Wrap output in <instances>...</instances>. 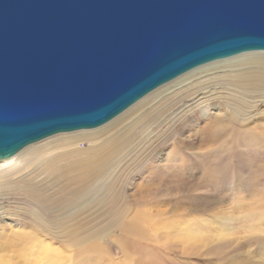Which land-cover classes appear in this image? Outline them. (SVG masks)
Segmentation results:
<instances>
[{
	"label": "water",
	"instance_id": "obj_1",
	"mask_svg": "<svg viewBox=\"0 0 264 264\" xmlns=\"http://www.w3.org/2000/svg\"><path fill=\"white\" fill-rule=\"evenodd\" d=\"M264 52V0H0V161Z\"/></svg>",
	"mask_w": 264,
	"mask_h": 264
},
{
	"label": "bare ground",
	"instance_id": "obj_2",
	"mask_svg": "<svg viewBox=\"0 0 264 264\" xmlns=\"http://www.w3.org/2000/svg\"><path fill=\"white\" fill-rule=\"evenodd\" d=\"M216 100L219 103L206 111L197 108L209 101L216 104ZM170 101L171 105L179 102L185 105L164 119L156 107L167 108ZM256 103L264 105V52L245 53L201 66L154 90L101 127L55 135L25 147L0 165V214L7 215L2 218L7 221H0L2 248L15 260L13 264H31L45 255L48 260L53 256L55 263L54 248L41 239L45 236L57 243L70 241L75 254L84 257L83 264L92 259L100 262L107 252L102 240L107 232L122 250L121 258L133 264V244L148 238L149 231L156 229L153 224L164 214L163 210L147 209L152 195L162 186L170 189L183 187L185 183L165 178L155 188L122 195L115 182L123 168L143 157L145 162H152L151 157L147 160L151 154L147 151L160 138L163 124L189 115L194 118L197 134H208L214 139L224 135V130L238 127L253 140H261L264 110H257ZM196 110H201L199 118ZM202 120L205 122L199 127ZM168 158L159 164L166 167ZM153 173L148 174L155 176ZM45 193L65 199V206L32 212L19 200L41 199ZM12 200L18 205H9ZM198 207V203H192L188 210ZM183 211L187 212V208ZM103 223L107 225L101 231L95 229L94 224ZM117 226L118 234L113 236L116 232L113 228ZM130 241L127 247L126 242Z\"/></svg>",
	"mask_w": 264,
	"mask_h": 264
},
{
	"label": "rangeland",
	"instance_id": "obj_3",
	"mask_svg": "<svg viewBox=\"0 0 264 264\" xmlns=\"http://www.w3.org/2000/svg\"><path fill=\"white\" fill-rule=\"evenodd\" d=\"M219 100H216V104L209 101L197 108L206 111L207 107L217 105ZM168 103L170 105L167 108L156 107L158 112L163 113L164 119L185 105L184 102ZM256 105L257 110H264V105ZM201 110H196L198 118L202 114ZM185 118L170 120V124L166 122L160 128V138L147 151H151L147 160L151 157L154 163L145 162L144 157L136 163H130L123 168L115 182V188L122 195L147 187L155 188L165 178L185 183L183 187L174 186L170 189L162 186L152 195L147 209L163 210L164 214L153 224L152 227L156 228L154 233L149 231L148 238L133 244V264H264V232L260 230H264V138L255 141L243 129L235 127L224 130L225 136L222 134L213 139L208 134L195 132L192 116ZM204 122L200 121L199 127ZM167 157L168 166H161L159 163ZM200 165L205 167L201 169ZM155 166L157 171H154ZM152 171L156 173H153L155 176L148 174ZM150 184L153 186L150 187ZM40 198L19 200L27 211L32 212H36V209L48 210L66 201L51 193L41 194ZM192 203H198V209L188 210ZM9 205L18 204L12 200ZM64 206L61 205L62 208ZM186 208L187 212L183 211ZM63 213L64 210H61L60 215ZM6 217V214L1 213L0 221H7L2 219ZM106 225L94 224V227L101 231ZM146 226L144 224V228ZM117 232L113 236H117ZM105 235L102 240L107 252L103 259L99 263L95 259L92 262L87 260L86 264H129V259L121 258L122 250L118 244L107 232ZM41 239L54 248L55 263L53 256L48 260L45 255L31 264L84 263V257L75 254L70 241L57 243L45 236ZM131 243L126 242L127 247ZM13 263L15 260H11L9 252L0 243V264Z\"/></svg>",
	"mask_w": 264,
	"mask_h": 264
}]
</instances>
